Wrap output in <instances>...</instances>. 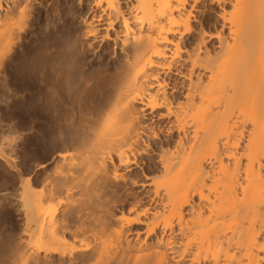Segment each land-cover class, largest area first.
<instances>
[{
  "label": "bare ground",
  "instance_id": "1",
  "mask_svg": "<svg viewBox=\"0 0 264 264\" xmlns=\"http://www.w3.org/2000/svg\"><path fill=\"white\" fill-rule=\"evenodd\" d=\"M17 69L54 129L0 152V264H264V0H0L1 99Z\"/></svg>",
  "mask_w": 264,
  "mask_h": 264
},
{
  "label": "rangeland",
  "instance_id": "2",
  "mask_svg": "<svg viewBox=\"0 0 264 264\" xmlns=\"http://www.w3.org/2000/svg\"><path fill=\"white\" fill-rule=\"evenodd\" d=\"M201 10L205 15L207 14V17L210 18V19L208 18L209 21L212 22L213 15H214L213 12L217 11L218 9L216 8V10H215V7H213V10H215V11H210L209 5L204 4V5H202ZM33 50L36 51V49H34V48L33 49L30 48V51L28 50L27 60H29L30 57H34L36 55L35 53H33V55H32ZM19 70H20V68H19ZM19 70L16 71L17 74H15L16 72L15 73L13 72L14 76L17 75L15 77L17 78V81H19V82H20V80L22 82V79H23V81L28 80V79H24V77L25 78H31V76L35 77V75H36L35 74L36 72L34 74H32L33 72H31L29 70V72H30V75H29V72L27 74V71L23 70V72H25V73H23L25 76L24 75L22 76L21 75L22 73L19 72ZM20 71H22V70H20ZM19 73H21V74H19ZM18 74L20 75L21 78L18 77ZM33 77H32V79L35 82L36 77L35 78H33ZM32 79L31 80L29 79L28 81H32ZM34 82L33 81H32V83L30 82L31 83L30 85L28 83V85L31 86L32 88L29 87L28 85H26V86L25 85H23V86L19 85V86L22 88L23 87L28 88L29 91H31V89L35 90V87L37 86V82H35L36 86H35ZM33 84H34V86H33ZM34 90H32L30 92L31 93V95H29L30 97L29 96L25 97V95L22 94L23 96L20 95L22 98L19 95H18L19 98H17L18 97L17 94H14V93L11 94V92H9L10 95L5 93L7 96H5V94H2V97H3L2 99L0 97V99H1L0 103H2V105L0 104L1 105L0 109H2V110L4 109L2 111V114H1L2 115L1 118L3 121L0 118V152L2 153V154L1 153L0 154L3 156L5 155V157H10L11 159L14 158V160H16V161L18 160L17 162H20V161H24L26 163L28 162L29 165L42 163L41 161L44 162L48 158L49 153H50V149H47V148L51 146L50 145L51 144V137L50 138H48V137L52 135L51 132L54 129L53 128L54 124H52V123H54L53 122V116H52L53 114L50 115L52 113V111L51 112L47 111L48 113H46L45 111H42L40 108L38 109V107H40L41 101H39V99H37L38 97L35 98L36 94L34 93ZM36 90H37V87H36ZM36 90H35V92H36ZM11 95H13V96H11ZM32 95L35 97L33 98ZM14 96H15V98H14ZM25 98H27V99H25ZM38 102H39V104H37ZM36 104H37V106H36ZM27 105H31V106H28V108H27ZM23 107L24 108L26 107L25 108L26 110L23 109ZM41 112H44V113H41ZM41 131H43L45 134L43 132L41 133ZM22 134H24V135L26 134L25 136H27L29 141L26 140L27 143L24 142L26 144H24V143L21 145L19 144V146L17 145L18 147L13 146V147H15V149H14L15 151L18 149V151L21 152V153L19 152L20 155L18 156L17 154H19V153H17V151L14 152L12 150L13 149L12 147L10 149L8 146L4 145V142L7 140H10V142L13 143V140H15V138L21 137L20 139H22L23 138ZM4 137H6V138H4ZM42 139H44V140H42ZM46 143L47 144L49 143V145H47ZM23 145H27V146H23ZM45 145L47 148L45 147ZM5 146L8 148H5ZM19 148H24V152H22L23 149H19ZM21 154H22V156H21ZM45 157H46V159H45ZM4 165L5 164L3 163V161L1 163V159H0V234L3 233V238L6 235H8V232H6V231L12 229L11 227L13 226V224L18 226V224L20 223V218L18 216L19 210H18L17 200L20 197L21 190H22L20 180L17 177H13L11 174H9L6 166H4ZM3 192L7 194L8 199L5 198L7 196H5V197L3 196V194H4ZM9 202L10 203L13 202L12 203L13 205L10 204ZM6 203L13 206L12 207L13 210H9L6 207L4 208L3 206L8 205ZM16 207H17V209H16ZM14 208L17 210V212ZM14 210L16 213L14 212ZM15 236L16 237H14V238H17V235H15Z\"/></svg>",
  "mask_w": 264,
  "mask_h": 264
}]
</instances>
